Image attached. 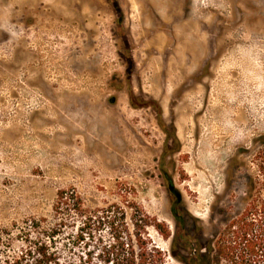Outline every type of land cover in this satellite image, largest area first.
I'll return each instance as SVG.
<instances>
[{"label":"rangeland","instance_id":"374dc122","mask_svg":"<svg viewBox=\"0 0 264 264\" xmlns=\"http://www.w3.org/2000/svg\"><path fill=\"white\" fill-rule=\"evenodd\" d=\"M263 158L264 0H0V264L43 243L97 264L109 222L78 240L61 190L131 229L164 222L148 235L185 264L245 210Z\"/></svg>","mask_w":264,"mask_h":264},{"label":"trees","instance_id":"16d2710c","mask_svg":"<svg viewBox=\"0 0 264 264\" xmlns=\"http://www.w3.org/2000/svg\"><path fill=\"white\" fill-rule=\"evenodd\" d=\"M160 125L166 129L162 121ZM166 133L168 136L171 135L170 132ZM258 168L261 176H258L257 181L252 179L254 192L250 194L245 210L218 233L213 244L205 245L204 252L197 242L195 244L191 242V245H194L193 251H190L188 258L181 257L182 262L185 264H214L216 262L217 264H264V158ZM58 198L59 202L75 199L74 212L84 218L81 232L78 234L80 241L87 237L86 234L90 233L88 231L95 222L101 223L103 219L109 222L111 238L109 242L101 245L99 254L95 258L97 264H165V254L152 241L147 232V228L151 226L161 236L169 238L171 232L164 222L141 211L140 214L131 216V229L126 222V212L120 207L109 206L100 210L101 212L98 210L99 212H96L98 214H93L82 210L81 198L77 193L73 192L66 197L65 191L61 190L58 192ZM171 210L175 220L183 228L184 220L177 207L173 205ZM212 245L215 257L212 256ZM30 255L31 251H28L15 263H58L55 253L50 252L44 243L43 251L39 253L40 258Z\"/></svg>","mask_w":264,"mask_h":264}]
</instances>
